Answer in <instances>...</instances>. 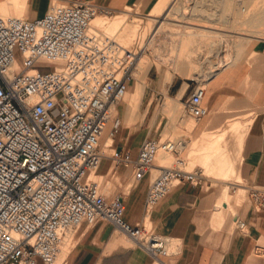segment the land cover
I'll use <instances>...</instances> for the list:
<instances>
[{
	"label": "built area",
	"instance_id": "obj_1",
	"mask_svg": "<svg viewBox=\"0 0 264 264\" xmlns=\"http://www.w3.org/2000/svg\"><path fill=\"white\" fill-rule=\"evenodd\" d=\"M58 2L33 19L0 15V264H53L70 233L98 223L120 230L152 264H167L161 258L177 253L172 238L149 230L144 221L127 222L123 197L106 196L90 175L103 158L104 130L114 138L120 129L110 109L127 91L133 54L91 29L97 14L111 10L91 0ZM31 68L38 72H27ZM203 97L196 82L184 104L196 121L208 114ZM179 146L145 138L136 155L117 151L110 157L115 170L130 168L141 180L158 152L178 156ZM159 169L145 193V214L174 187L200 183L197 171ZM247 190L254 208H264V186Z\"/></svg>",
	"mask_w": 264,
	"mask_h": 264
},
{
	"label": "rangeland",
	"instance_id": "obj_2",
	"mask_svg": "<svg viewBox=\"0 0 264 264\" xmlns=\"http://www.w3.org/2000/svg\"><path fill=\"white\" fill-rule=\"evenodd\" d=\"M161 1L162 0H158L155 7L150 10L156 0H135L133 4L130 5V8L126 7L124 10L112 12V14L109 15L100 13L92 22L94 23V30L101 31L116 42L119 40V37H121L123 39L122 46L128 52L131 51L135 55L128 65L131 78L128 83L127 92L124 98L118 102L119 104L117 105L115 111V116L118 118L121 127L113 138L114 140L112 146L104 148L105 154L109 155V157H103L101 159V163L96 170L98 176H95V178L100 182L103 193L109 197L116 194L124 197L134 189V194L137 198L136 202L138 204L137 208H140L144 204L146 190L151 181L159 173V170L155 171L152 168L141 180L133 179L131 170L125 174H122L121 171L116 172L115 162L110 156L118 151V140L121 138L124 139L125 136L130 133L133 135L132 142L134 143L137 142V140H140L141 142L145 138H162L171 139L179 143L181 142L182 145L179 148L180 152L178 156L176 154L162 152L158 153L156 162H154V168L160 165L167 167L177 166L184 170L197 171L200 184L203 185L204 190L206 192L216 193L218 195V200L215 203L216 206L211 210L214 226L221 228L223 225H227L231 230L236 226V224L231 219L232 213L236 212L242 205H244L249 198L247 187L242 182L240 183L239 178L236 176V172L239 168L238 164L241 142L248 129L250 119L252 120L254 115L249 114L246 116L244 114H240L239 112L225 113L221 120L214 122L211 121L208 124V128H211L210 131H212L211 133L213 134L208 135L207 139L205 138L203 141H201L204 133L206 132H204L200 137L201 131H197L194 128L195 125L197 128L198 122L185 114L184 106L181 102V104H178L177 110L174 112H163L162 108L163 103L167 98L166 96H168L166 85L170 84L171 82L175 80L188 82V80L193 79L198 83V85L203 86L206 96L209 92L210 84H208V82L222 72H218V74H215L213 77H211L207 71L203 73L202 77L200 78L197 75L195 76V72L192 71H195L194 68L192 69L193 66L188 67L187 65L188 62L191 63L193 61L194 67H199L204 58V55H202L200 58V53L203 52V49L205 51L209 45L212 46L214 44H218L219 42L215 41L217 39L212 40L210 37L208 38L206 36H201L193 37V42H189L192 40L190 37H188V40L186 41H188L190 44H187L188 46L184 48L185 50H180L179 41L181 37L175 35V31L177 29L178 31H183L189 29H183L186 26H192L201 28L203 30H214L234 36L232 37L233 39H227V41L229 40L228 43L230 44L224 47L225 51L222 53V57L219 59V61L221 65H224L229 61H231L230 66L235 62L236 63L234 66L225 67L223 72L216 77L228 79L227 77L229 75V78H233L237 74L234 72V70L235 68L239 69L240 62H246L247 64L254 66L256 60L251 58L252 51H256L260 58H264V21L255 22L252 19L257 14L264 12V0H234L235 3L232 2L231 7L228 10L229 12H225L223 14L218 12L215 16H213L215 18L207 17L206 13L202 15L198 12L193 13L191 8L193 0H176V2H174L175 0H170L169 3L171 4L168 3L165 9L157 15L155 10ZM177 6L181 7L182 9L180 11L181 16L177 17V15H175V17L172 16L170 9L171 7L174 8ZM49 9L50 4L48 9L43 14L47 13ZM18 10L19 7L17 4L13 7L12 11L7 9L1 10L0 15L14 16L18 18H22L23 16L26 18L25 11L21 12V16L18 14ZM115 15H121L120 24L122 26L117 25L116 27V25L112 24L111 21ZM150 15L157 18L150 21ZM220 15L222 17L221 19ZM99 16L106 17L108 22H104L103 25L102 23L99 24ZM182 17H186V19H183ZM123 20L126 21L123 22ZM160 22L171 23L172 27L170 26L171 28H164L165 30L163 29V31L165 32H161L160 35H156L157 39L155 38V41L152 42L154 40L153 37L155 33L154 27L155 25H159ZM208 25L210 26L208 27ZM106 28L109 32H111V34L113 32L114 35H111L107 30H104ZM116 28L119 30L121 28V31L117 30ZM131 32L134 33V35ZM238 33L245 35L248 34L247 36H249V40L245 41L246 44L243 43V46L241 45L238 47V55L234 57L235 49L232 42H234V38ZM159 41L160 43L158 48L157 44ZM204 41H206L207 44ZM191 43H195V45ZM190 46L191 48L193 47L192 50H189ZM250 49H252V51ZM186 51L189 52L187 53L190 55V57L188 54H186ZM179 52H182L183 55L178 57V54H180ZM211 53L212 52L209 50L205 58L209 59L212 55ZM184 57L187 58L185 59ZM188 58L190 59L189 61L187 60ZM39 70L45 71V69L42 67H40ZM168 100L170 99H167L166 101ZM148 102H150V105L146 112L145 108ZM129 103H131V105ZM133 105L137 107L133 108ZM221 110L223 111V108L219 111ZM225 110L228 111L227 109ZM222 131L225 133L221 138H214V135H217ZM109 143L110 142H108L107 145ZM177 158L182 160V165L178 164ZM239 184L242 185V187H240ZM226 187H229L228 202L230 206H232L229 209H223L221 207V203L224 200ZM243 188L246 189V191ZM218 205L219 207H217ZM156 206L157 204L154 207H148L147 211L153 210ZM125 209L124 218L127 219L129 211L132 210H129L126 207ZM216 209H219L218 211L221 212H218ZM145 225L146 228L151 230V227L147 221H145ZM66 244H63L61 247V252L58 258L55 260L56 263L53 264L67 263L68 254L73 245V239H71L67 245ZM64 259L65 262L62 263Z\"/></svg>",
	"mask_w": 264,
	"mask_h": 264
},
{
	"label": "crops",
	"instance_id": "obj_3",
	"mask_svg": "<svg viewBox=\"0 0 264 264\" xmlns=\"http://www.w3.org/2000/svg\"><path fill=\"white\" fill-rule=\"evenodd\" d=\"M91 1L112 12H119L126 7L130 8L135 0ZM53 2L54 0H0V11L5 9L12 11L18 4V14L21 15V12L25 11L26 18L33 19L42 16L49 4L50 11ZM157 2L158 0L150 10ZM251 58L256 60L254 66L240 62L239 69L234 70L237 74L233 78H229V75L228 79L216 78L222 71L208 82L209 92L203 100L208 114L197 120V128L196 125L194 127L197 131H201V137L204 132H212L208 124L211 121L221 120L225 113L239 112L246 116L254 115L241 142L239 168L236 172L240 183L249 188L264 186V58H260L256 51H252ZM195 83L193 79L188 82L175 80L166 85L168 94L166 100L173 101L174 108L166 110L165 100L162 111L174 112L178 104L182 103L184 106ZM149 105L150 102L145 108L146 112ZM222 108L223 111H219ZM132 136L129 133L124 139L118 140L119 154L129 152L132 156L136 155L140 140L134 143ZM160 166L153 170H160ZM129 170L130 168L119 166L115 171L125 174ZM134 192L133 189L123 197L125 207L132 210L125 220L130 224H138L146 220L153 232L172 238L175 244L172 248H175L177 253L162 257L163 262L264 264V208L255 209L250 198L231 216L233 222L236 219L244 221L245 227L238 229L235 226L230 230L227 225L221 228L214 226L211 210L216 206L218 195L206 192L200 183L187 182L173 188L148 216L145 214L144 204L137 208ZM228 192L229 187H226L224 200L221 203L223 209L232 207L228 204ZM67 260L66 264H152L145 250L135 246L132 240L110 223H98L93 226L82 224L74 234ZM64 262L65 259L62 263Z\"/></svg>",
	"mask_w": 264,
	"mask_h": 264
},
{
	"label": "bare ground",
	"instance_id": "obj_4",
	"mask_svg": "<svg viewBox=\"0 0 264 264\" xmlns=\"http://www.w3.org/2000/svg\"><path fill=\"white\" fill-rule=\"evenodd\" d=\"M178 1V0H177ZM237 1H241V0H237ZM236 1V2H237ZM170 2V0H162L159 4H158V6H157V8H156V10H155V12H156V14L158 15V14H160L164 9H165V7H166V5L168 4ZM174 2H176V0L174 1ZM232 2H234V0H193L192 1V6H191V8H192V11H193V13L195 12H198V13H201V15L202 14H204V13H206V15H207V17H210V18H215V17H213V16H215L218 12H221L222 14L223 13H225V12H229L228 10L230 9V7H231V4H232ZM235 3V2H234ZM60 3L58 2V1H56V0H54V2H53V5H52V7H54V6H56V5H59ZM169 4H171V3H169ZM173 4H175V3H173ZM179 5V4H178ZM188 8V7H187ZM51 9H53V8H51ZM182 9H181V7H179V6H177V7H174V8H172L171 7V9H170V11H171V14H172V16H175V15H177V17L178 16H181V14H180V11H181ZM166 11H168V10H166ZM184 11V10H183ZM183 11H182V13H183ZM168 13V12H167ZM256 13H258V12H256ZM100 14V13H99ZM99 14H97V15H99ZM104 14H106V13H104ZM169 14V13H168ZM220 14V13H219ZM218 14V15H219ZM255 14V13H254ZM97 15L95 16V17H97ZM106 15H109V14H106ZM183 15V14H182ZM205 15V16H206ZM123 16V15H122ZM223 16V15H222ZM95 17L92 19V21H91V29L92 30H94V23H92L94 20H95ZM124 17V16H123ZM176 17V16H175ZM174 17V18H175ZM206 17V18H207ZM99 18V20H98V23L99 24H101L102 23V25H103V23L104 22H106L107 21V18L106 17H101V16H99L98 17ZM157 17H153L152 15H150V17H149V19H150V21L151 20H155ZM163 18V17H162ZM183 19H186V17H182ZM219 18V17H218ZM222 17H221V15H220V19H221ZM232 18V17H231ZM172 19H173V17H172ZM253 19V21H255V22H263L264 21V12L263 13H260V14H257L254 18H252ZM175 20V19H174ZM204 20H207V19H204ZM213 20V19H212ZM211 20V21H212ZM219 20V19H218ZM245 20H246V18H245ZM244 20V21H245ZM126 20H123V22H125ZM166 21H167V19H166ZM215 21H216V19H215ZM248 21V20H247ZM250 21V20H249ZM108 22V21H107ZM112 24H114V25H116V27H117V25H121L120 23H121V15H115L114 17H113V19H112ZM122 22V23H123ZM157 22H159V21H157ZM207 22V21H206ZM244 23V22H243ZM174 24V23H173ZM189 24V23H188ZM110 25V24H109ZM108 25V26H109ZM113 25V26H114ZM155 25V24H154ZM191 25H193V24H191ZM251 25H253V24H251ZM122 26V25H121ZM120 26V27H121ZM171 26V23H168V22H160L159 23V25H155V27H154V37H153V41L152 42H154L155 41V38H156V35H160L161 34V32H165V31H163V29L164 28H171L170 27ZM178 26V25H177ZM210 25H208V27H209ZM119 27V26H118ZM178 27H180V26H178ZM184 27H185V25H184ZM114 28V27H113ZM186 28H189V29H186ZM111 29H112V26H111ZM117 30H119L118 28H116ZM115 29V30H116ZM180 29V28H179ZM183 29H186V30H183V31H178V29L175 31V35H177V36H180L181 38H180V41H179V45H180V50L181 49H184V48H186L188 45L187 44H190V43H188V41H186V40H188L187 38L188 37H190L191 38V40L192 41H189V42H193V37H201V36H206V37H210V38H212V40H215V39H217V40H215V41H218L219 43L218 44H214V45H212V46H208L206 49H205V51H204V49H203V52L202 53H200V58L202 57V55H204L203 57V60H202V62H201V65L199 66V67H194V65H193V61L191 62V63H189L188 62V67H192V69L194 68L195 69V71L194 70H192L191 68V70L193 71V72H195V76L197 75L198 77H202V75H203V73H205V72H209L208 74H209V76H211V77H213L215 74H218V72H221V71H223L224 70V68L225 67H228V66H230V63H231V61H229L228 63H225L224 65H221L220 64V61H219V59L222 57L221 55H222V53L225 51L224 50V47L226 46V45H228V44H230V43H228V41H227V39H229V38H232V37H234V36H232V35H230V34H227V33H222V32H217V31H214V30H203V29H201V28H197V27H188V26H186L185 28H183ZM208 29V28H207ZM210 29V28H209ZM212 29H214V28H212ZM217 29V28H216ZM104 30H107V28L106 29H104ZM124 30V29H123ZM125 30H126V28H125ZM165 30V29H164ZM108 31V30H107ZM119 31H121V28H120V30ZM109 32V31H108ZM107 32V33H108ZM118 32V31H117ZM134 32V31H133ZM110 34H111V32H109ZM132 33V32H131ZM232 33V32H231ZM235 33V32H234ZM110 34H108V35H110ZM112 34H113V32H112ZM111 34V35H112ZM133 35H134V33H132ZM236 34V33H235ZM114 35V34H113ZM164 35V34H163ZM248 34H237L236 36H235V40H234V42H232V44H233V47H234V49H235V54H234V57L238 54V47L239 46H243V43H245V41H247V40H249V36H247ZM166 36V35H165ZM173 36V35H172ZM108 38H109V36H107ZM184 37H186V38H184ZM252 37V36H251ZM121 37H119V40L117 41L118 43H120L121 45L123 44V39L121 40L120 39ZM133 38V37H132ZM158 38H160V37H158ZM203 38V37H202ZM254 38V37H253ZM157 39V38H156ZM183 39V40H182ZM204 39V38H203ZM233 39V38H232ZM159 40H161V39H159ZM206 40V39H205ZM162 41H163V38H162ZM209 41H210V39H209ZM151 42V41H150ZM195 42V41H194ZM205 43H206V41H204ZM203 42V43H204ZM212 42V41H211ZM156 43V42H155ZM159 43H160V41L158 42V48H159ZM209 43V42H208ZM215 43V42H214ZM152 44V43H151ZM154 44V43H153ZM191 44H193V43H191ZM207 44V43H206ZM246 44V43H245ZM127 45V44H126ZM193 45H195V43L193 44ZM192 45V46H193ZM154 46V45H153ZM178 46V45H177ZM195 47V46H194ZM205 47V46H204ZM154 48V47H153ZM193 48V47H192ZM192 48H191V46H190V49L189 50H192ZM179 49V48H178ZM155 50V49H154ZM177 50V49H176ZM185 50V49H184ZM183 50V51H184ZM209 50L212 52L211 54V57L209 58V59H206L205 57H206V55H207V53L209 52ZM158 51V50H157ZM126 52H128L127 50H126ZM177 52H178V50H177ZM185 52V51H184ZM188 51H186V54H188L187 53ZM130 53L131 54H133V52H131L130 51ZM180 54H178V57L179 56H181V55H183V53L182 52H179ZM173 55H174V53H173ZM177 55V54H176ZM133 56H135L134 54H133ZM188 56L190 57V55L188 54ZM194 57V56H193ZM234 57H232V58H234ZM185 58V57H184ZM187 58V57H186ZM185 58V59H186ZM192 58V57H191ZM180 59H181V57H180ZM179 59V60H180ZM132 60V58L131 59H129V61H128V63H127V67H128V65H129V63H130V61ZM188 61L190 60L189 58L187 59ZM196 62V61H195ZM178 65V64H177ZM182 66V65H181ZM20 68V65H18L17 63L16 64H14L13 65V69H19ZM188 69V68H187ZM189 70V69H188ZM187 71V70H186ZM27 72H29V73H32V74H35V73H37L38 72V70H36V68H31L30 70H28ZM188 72H191V71H188ZM136 87V86H135ZM138 87V86H137ZM139 87H142V86H139ZM127 92V91H126ZM126 92H125V94H126ZM135 92V91H134ZM139 92H141V91H139ZM125 94H124V96H125ZM142 94V93H141ZM124 96H123V98H124ZM133 96V95H132ZM137 96V95H136ZM204 97H205V89H204ZM204 97H203V100H204ZM122 98V99H123ZM121 99V100H122ZM120 100V101H121ZM119 101V102H120ZM167 102V104H165L164 105V108L167 110V109H173L174 107L172 106V104H173V101H171V100H168V101H166ZM119 103H117L116 105H114V106H112L111 107V109H110V112H111V114H112V116H115V111H116V107H117V105H118ZM130 105H131V103H129ZM171 106V108H169ZM135 106L133 105V108H134ZM137 107V106H136ZM135 107V108H136ZM135 110V109H134ZM134 112H136V111H134ZM131 114V113H130ZM119 121V120H118ZM120 124V123H119ZM108 130H107V128L104 130V132H103V135H102V137L100 138V141H99V149H100V152H101V154H102V156L103 157H109V155H106L105 154V152H104V148H108V147H111L112 146V144H113V138L111 137V136H109V134H108ZM225 132H220L219 134H217V135H214V138H218V137H222V135L224 134ZM212 135L213 133H211V132H206V133H204V135H203V137H202V139H201V141H203L205 138L207 139V136L208 135ZM213 138V137H212ZM221 141V140H220ZM220 141H218V142H220ZM108 142H110L109 143V145L108 146H106L107 145V143ZM181 142H180V146L178 147V151H179V148L181 147ZM182 149V148H181ZM180 152V151H179ZM158 153H161V152H158ZM158 153H157V155H158ZM162 153H164V152H162ZM169 154H171V153H169ZM157 155L155 156V161L154 162H156V158H157ZM155 164V163H154ZM155 166V165H154ZM154 166L152 167V168H154ZM161 167H164V166H160V168ZM91 176H92V178L94 179L95 178V176H98V174L96 173V172H94V173H91L90 174ZM96 179V178H95ZM152 182V181H151ZM239 186L240 187H242V185H240L239 184ZM244 189V188H243ZM245 191H246V189H244ZM248 197V196H247ZM229 204V203H228ZM226 205V204H225ZM224 205V206H225ZM151 210H149V211H147V213H146V216H148V214H149V212H150ZM237 220V219H236ZM235 220V221H236ZM146 221V220H145ZM234 221V223L236 224V222ZM144 224H145V222H144ZM73 237H74V235L72 234V233H70L67 237H66V239H65V242L68 244L69 243V241L71 240V239H73ZM66 243H64V244H66ZM66 244V245H67ZM67 247V246H66ZM63 252V251H62ZM66 255H67V253H66ZM61 256H62V253H61ZM60 256V257H61ZM66 258V257H65ZM54 263H56V262H54Z\"/></svg>",
	"mask_w": 264,
	"mask_h": 264
}]
</instances>
